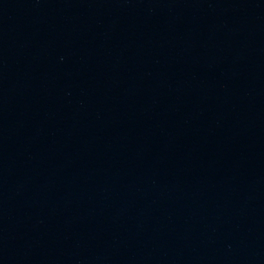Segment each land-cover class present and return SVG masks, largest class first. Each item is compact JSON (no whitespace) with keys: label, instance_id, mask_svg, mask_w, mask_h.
<instances>
[{"label":"water","instance_id":"water-1","mask_svg":"<svg viewBox=\"0 0 264 264\" xmlns=\"http://www.w3.org/2000/svg\"><path fill=\"white\" fill-rule=\"evenodd\" d=\"M0 264H264V0H0Z\"/></svg>","mask_w":264,"mask_h":264}]
</instances>
